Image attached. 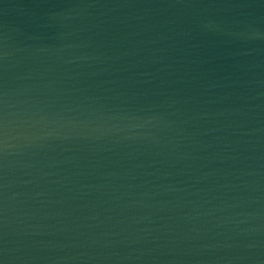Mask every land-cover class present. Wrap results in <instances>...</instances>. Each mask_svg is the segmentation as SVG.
Returning a JSON list of instances; mask_svg holds the SVG:
<instances>
[{"label":"water","instance_id":"obj_1","mask_svg":"<svg viewBox=\"0 0 264 264\" xmlns=\"http://www.w3.org/2000/svg\"><path fill=\"white\" fill-rule=\"evenodd\" d=\"M0 264H264V0H0Z\"/></svg>","mask_w":264,"mask_h":264}]
</instances>
